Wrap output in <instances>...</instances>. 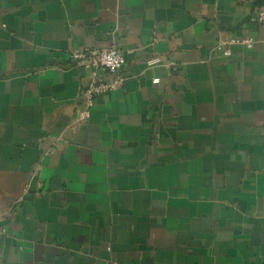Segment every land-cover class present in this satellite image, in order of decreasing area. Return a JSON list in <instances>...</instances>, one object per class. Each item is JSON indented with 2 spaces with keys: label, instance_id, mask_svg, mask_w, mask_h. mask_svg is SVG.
I'll return each instance as SVG.
<instances>
[{
  "label": "crops",
  "instance_id": "crops-1",
  "mask_svg": "<svg viewBox=\"0 0 264 264\" xmlns=\"http://www.w3.org/2000/svg\"><path fill=\"white\" fill-rule=\"evenodd\" d=\"M262 4L0 0V264H264Z\"/></svg>",
  "mask_w": 264,
  "mask_h": 264
},
{
  "label": "built area",
  "instance_id": "built-area-1",
  "mask_svg": "<svg viewBox=\"0 0 264 264\" xmlns=\"http://www.w3.org/2000/svg\"><path fill=\"white\" fill-rule=\"evenodd\" d=\"M254 20L264 24V4L257 8ZM235 44L251 48L254 45V39L252 37L234 36L226 40H220L216 47L222 51L223 55L229 56L231 54L230 48ZM70 57L76 65L90 66L95 70H101L104 74V76L94 75L81 90L80 99L84 105L81 115L83 118H89L90 107L93 105L95 97L117 89L124 81V77L120 73V68L124 64V57L116 47L72 51ZM152 61L157 60L154 58ZM154 81L156 82L157 78Z\"/></svg>",
  "mask_w": 264,
  "mask_h": 264
}]
</instances>
